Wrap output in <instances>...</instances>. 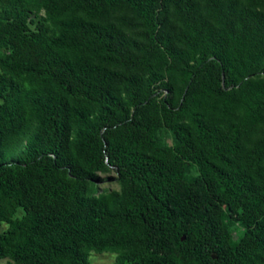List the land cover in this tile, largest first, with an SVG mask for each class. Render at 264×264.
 <instances>
[{
	"label": "trees",
	"instance_id": "1",
	"mask_svg": "<svg viewBox=\"0 0 264 264\" xmlns=\"http://www.w3.org/2000/svg\"><path fill=\"white\" fill-rule=\"evenodd\" d=\"M0 224L7 264H264V0H0Z\"/></svg>",
	"mask_w": 264,
	"mask_h": 264
},
{
	"label": "rangeland",
	"instance_id": "2",
	"mask_svg": "<svg viewBox=\"0 0 264 264\" xmlns=\"http://www.w3.org/2000/svg\"><path fill=\"white\" fill-rule=\"evenodd\" d=\"M112 174H114L112 172ZM6 224H0V230L4 229ZM114 259V254L111 253H96L91 252L90 260L91 264H111ZM0 264H7L6 259H1Z\"/></svg>",
	"mask_w": 264,
	"mask_h": 264
},
{
	"label": "water",
	"instance_id": "3",
	"mask_svg": "<svg viewBox=\"0 0 264 264\" xmlns=\"http://www.w3.org/2000/svg\"><path fill=\"white\" fill-rule=\"evenodd\" d=\"M223 81H224V80H223ZM223 83H224V82H223ZM182 239H184V237H182ZM212 257H213V258H216V255H215V254H213V255H212Z\"/></svg>",
	"mask_w": 264,
	"mask_h": 264
}]
</instances>
